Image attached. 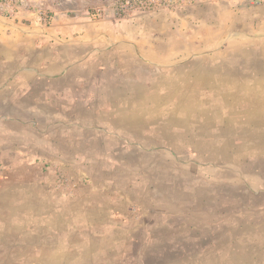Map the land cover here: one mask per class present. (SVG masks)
Wrapping results in <instances>:
<instances>
[{"label":"rangeland","instance_id":"obj_1","mask_svg":"<svg viewBox=\"0 0 264 264\" xmlns=\"http://www.w3.org/2000/svg\"><path fill=\"white\" fill-rule=\"evenodd\" d=\"M0 264H264V0H0Z\"/></svg>","mask_w":264,"mask_h":264}]
</instances>
